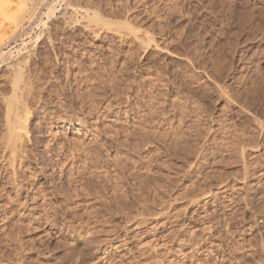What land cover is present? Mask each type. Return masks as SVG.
<instances>
[{"label":"rangeland","instance_id":"obj_1","mask_svg":"<svg viewBox=\"0 0 264 264\" xmlns=\"http://www.w3.org/2000/svg\"><path fill=\"white\" fill-rule=\"evenodd\" d=\"M48 1L0 53V264H264V0Z\"/></svg>","mask_w":264,"mask_h":264},{"label":"bare ground","instance_id":"obj_2","mask_svg":"<svg viewBox=\"0 0 264 264\" xmlns=\"http://www.w3.org/2000/svg\"><path fill=\"white\" fill-rule=\"evenodd\" d=\"M11 3H10V2ZM0 0V53L2 55V57H4V51L3 48L4 46L9 45L12 41H14L16 38L19 37V34L21 33L22 29H24V24L26 22H29V24H31L30 22H33L34 19H36L35 17L37 15H39V12L41 11L42 7L45 6L46 1L48 0H30V4L29 6L24 5L23 8H20V4L17 9L19 11V9H21L17 14H7L8 8L11 10V6L13 8V2L14 0ZM16 1V0H15ZM14 1V3H16ZM24 1V0H23ZM26 1V0H25ZM21 3L22 0H18L17 3ZM10 3V5H9ZM26 3V2H25ZM58 3V0H49L48 4L46 5V9H47V14L48 16L53 15V13L56 10V4ZM13 4V5H12ZM27 4V3H26ZM16 6V5H14ZM16 10V9H13ZM43 10V9H42ZM12 12V10H11ZM14 12V11H13ZM46 12V11H45ZM130 12V11H129ZM43 13V12H42ZM41 13V14H42ZM110 12H107L105 10L102 9V7L96 2L93 4L92 6V18H93V33L95 35L96 38H99L101 34L103 33H109L112 31V15L109 14ZM119 14V13H118ZM120 15V14H119ZM117 15V16H119ZM115 16V14H114ZM122 16V15H121ZM39 17V16H38ZM123 19H124V15H123ZM38 20V19H37ZM128 22V21H126ZM39 23V22H38ZM43 23V22H42ZM40 24V23H39ZM127 24V23H126ZM38 25V24H37ZM129 27V24H127ZM31 26V25H29ZM118 26V25H117ZM124 26V25H123ZM26 27V26H25ZM27 28V27H26ZM132 28V27H130ZM137 30V29H136ZM29 31V30H28ZM26 32V31H24ZM23 32V33H24ZM137 32V31H135ZM30 33V32H29ZM28 34V33H27ZM122 31H118V35L119 37L122 39L123 35ZM29 35V34H28ZM26 35V36H28ZM21 36V35H20ZM23 36V35H22ZM31 36V35H30ZM137 38V37H136ZM20 39V38H19ZM139 42L141 43V41L143 42V39L141 40L140 38ZM141 40V41H140ZM148 40V38H147ZM16 41V40H15ZM138 41V40H137ZM23 42V41H22ZM145 42V41H144ZM148 42H151V39L148 40ZM145 44V43H144ZM149 47V46H148ZM18 48V47H17ZM31 56V55H30ZM3 59V58H2ZM7 59V57H6ZM5 59V60H6ZM5 60H3V62H6ZM21 60V59H20ZM2 62V60H1ZM11 63V62H10ZM20 63V62H19ZM18 64H16L17 69L18 68ZM1 64V63H0ZM10 64H8L9 66ZM1 66V65H0ZM11 66V65H10ZM13 67H15L13 65ZM12 67V68H13ZM20 67V66H19ZM23 67V66H22ZM9 68V67H8ZM21 68V67H20ZM11 69V67L9 68ZM15 69V68H13ZM24 69L22 68V71ZM10 71V70H9ZM13 71V70H12ZM11 71V72H12ZM17 72V70H16ZM16 72H13L15 75V79L13 84L11 86H13V92L12 95L10 97H3L4 98V103L6 106V130H7V134L6 136V140L3 144V151L1 152V163L3 165V163L5 164H9L12 168L13 171L15 170V166L20 164L19 166H22L27 157L24 151V146L26 144V142L31 141V137H30V130H29V119H30V115H31V111H30V105L26 102V95L28 96L30 94L29 92V84H27V82L24 80H22L21 78H23L24 76L21 75V71L18 70V74H16ZM10 74V73H9ZM26 75V74H25ZM30 75V74H29ZM8 77V76H7ZM28 78V77H27ZM26 78V79H27ZM30 78V77H29ZM25 79V78H23ZM10 80V79H9ZM12 80V81H13ZM28 80V79H27ZM29 81V80H28ZM11 83V82H10ZM31 84V83H30ZM29 86V87H28ZM10 87V86H9ZM34 89V88H33ZM11 90V89H10ZM32 90V89H31ZM30 90V91H31ZM2 93V92H1ZM29 93V94H28ZM32 94V93H31ZM5 96V95H4ZM30 97V96H28ZM27 97V98H28ZM30 137V138H29ZM28 148V147H27ZM2 149V147H1ZM74 157V154H73ZM76 158V157H75ZM17 159H19V161H17ZM17 163V164H16ZM28 165V164H27ZM18 166V168H19ZM1 167V166H0ZM3 167V166H2ZM9 167V166H8ZM11 168V169H12ZM6 169V168H5ZM7 170V169H6ZM1 172V171H0ZM16 173V171L14 172ZM11 174V173H10ZM2 175V174H1ZM18 175V174H17ZM20 175V174H19ZM18 175V176H19ZM11 176V175H10ZM12 177V176H11ZM14 177V176H13ZM19 179V178H18ZM16 186V185H15ZM17 187V186H16ZM3 192V191H2ZM16 194V193H15ZM210 194V192H209ZM208 194V195H209ZM18 195V194H16ZM206 196V195H204ZM18 197V196H17ZM116 197V196H114ZM123 197V196H122ZM117 200V199H116ZM124 200V199H123ZM98 201V200H97ZM114 201V199H113ZM109 202V200H108ZM111 203V201H110ZM115 203V202H114ZM106 204V203H105ZM118 204V202H117ZM104 205V204H103ZM113 205V204H110ZM121 205V204H120ZM116 206V205H115ZM122 207V206H119ZM101 209V208H100ZM93 210V209H92ZM117 210V208H116ZM119 210V209H118ZM117 210V211H118ZM122 210V209H121ZM106 212V211H105ZM101 213V212H100ZM122 213V212H121ZM94 214V213H93ZM107 223V221H106ZM106 225V224H105ZM90 226V225H89ZM105 227V226H104ZM117 227V226H116ZM91 228V227H89ZM103 228V227H102ZM112 228V227H111ZM110 228V229H111ZM95 229V228H94ZM109 229V228H108ZM114 229V228H113ZM92 230V229H91ZM98 230V229H96ZM94 231V230H93ZM92 231V232H93ZM115 231V229H114ZM113 232V231H112ZM94 233V232H93ZM114 234V233H113ZM116 234V233H115ZM118 234V233H117ZM116 234V235H117ZM92 235V234H89ZM111 235V234H110ZM109 235V236H110ZM92 237V236H91ZM115 237V236H113ZM120 237V236H119ZM106 238V237H105ZM112 238V236H111ZM90 238H88L89 240ZM117 239V237L111 239L108 243H110L111 241H115ZM92 240V239H91ZM99 241V240H98ZM119 241V240H118ZM99 243V242H98ZM89 244V243H88ZM95 246V245H94ZM101 246V245H100ZM110 246V245H109ZM87 247V246H86ZM97 249V248H96ZM95 249V250H96ZM100 249V248H99ZM111 249V247H110ZM92 252V251H91ZM90 252V253H91ZM108 252V251H106ZM110 252V251H109ZM109 255V254H108ZM106 256V255H105ZM108 257V256H107ZM76 258V257H75ZM105 258V257H104ZM109 259V258H108ZM102 260V259H101ZM79 261V260H78ZM103 261V260H102ZM104 263V262H103Z\"/></svg>","mask_w":264,"mask_h":264}]
</instances>
